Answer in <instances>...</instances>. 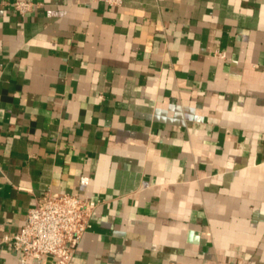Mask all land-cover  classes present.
I'll list each match as a JSON object with an SVG mask.
<instances>
[{
	"label": "crops",
	"instance_id": "crops-1",
	"mask_svg": "<svg viewBox=\"0 0 264 264\" xmlns=\"http://www.w3.org/2000/svg\"><path fill=\"white\" fill-rule=\"evenodd\" d=\"M47 191L69 264H264V0H0V264Z\"/></svg>",
	"mask_w": 264,
	"mask_h": 264
},
{
	"label": "built area",
	"instance_id": "built-area-1",
	"mask_svg": "<svg viewBox=\"0 0 264 264\" xmlns=\"http://www.w3.org/2000/svg\"><path fill=\"white\" fill-rule=\"evenodd\" d=\"M101 1L109 5L121 2ZM13 6L18 13L24 14L29 11L31 3L16 1ZM99 204L98 200L47 191L27 211L24 225L16 232L4 235L2 242L10 245L19 264L44 259H51L53 264H69L78 244L91 227V217Z\"/></svg>",
	"mask_w": 264,
	"mask_h": 264
}]
</instances>
